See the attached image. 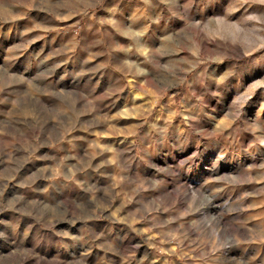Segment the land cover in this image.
Here are the masks:
<instances>
[{"label": "rangeland", "instance_id": "1", "mask_svg": "<svg viewBox=\"0 0 264 264\" xmlns=\"http://www.w3.org/2000/svg\"><path fill=\"white\" fill-rule=\"evenodd\" d=\"M0 264H264V0H0Z\"/></svg>", "mask_w": 264, "mask_h": 264}, {"label": "clouds", "instance_id": "2", "mask_svg": "<svg viewBox=\"0 0 264 264\" xmlns=\"http://www.w3.org/2000/svg\"><path fill=\"white\" fill-rule=\"evenodd\" d=\"M0 238H3L5 243L13 242V238L11 236H6L3 232H0Z\"/></svg>", "mask_w": 264, "mask_h": 264}]
</instances>
